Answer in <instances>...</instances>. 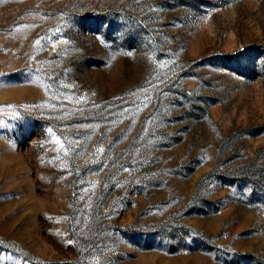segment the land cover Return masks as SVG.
I'll return each mask as SVG.
<instances>
[{"label": "rangeland", "instance_id": "obj_1", "mask_svg": "<svg viewBox=\"0 0 264 264\" xmlns=\"http://www.w3.org/2000/svg\"><path fill=\"white\" fill-rule=\"evenodd\" d=\"M0 264H264V0H0Z\"/></svg>", "mask_w": 264, "mask_h": 264}]
</instances>
